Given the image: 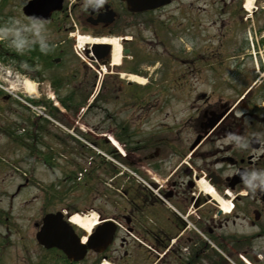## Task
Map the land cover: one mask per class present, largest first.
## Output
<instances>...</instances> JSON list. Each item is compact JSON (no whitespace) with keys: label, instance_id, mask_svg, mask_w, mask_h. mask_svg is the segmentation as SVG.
I'll use <instances>...</instances> for the list:
<instances>
[{"label":"flooded vegetation","instance_id":"flooded-vegetation-1","mask_svg":"<svg viewBox=\"0 0 264 264\" xmlns=\"http://www.w3.org/2000/svg\"><path fill=\"white\" fill-rule=\"evenodd\" d=\"M17 4H24L23 0H18ZM28 4H49L53 8H50V15L45 20L54 47L47 53H41L38 48L22 54L14 51L19 68L31 76L36 66L42 70H53L51 73L54 76L51 74L49 79H57L59 88L64 89L71 84L67 87L70 90L65 92L64 102L71 99L74 103H84L87 99L85 89H93L96 84V76L94 73L91 76L88 67L107 64L112 68L107 71V77L116 81L122 78L120 73L127 66L123 65L126 55H122L119 66L113 70L110 65L111 46L96 47V43L104 42L102 39L105 36L116 37L122 49L134 54V59L141 58L148 29L152 36L162 42L166 41L167 35L171 38L177 35L183 42H192L195 38L192 4H243V0H108L98 13L83 10L82 0H28ZM127 4L168 5L154 9H132ZM170 4H175L172 11L165 10ZM176 14L181 16L175 17ZM16 16L27 18L22 6ZM230 18L234 19L233 16ZM224 24L229 25L227 22ZM236 26L238 32L248 28L243 22L236 23ZM78 33L92 36V42L82 48L84 58L92 62L83 74L77 70V65L84 64L75 53ZM259 33V29L253 31L256 38L262 37ZM92 49L98 54L105 52L106 57L94 60L89 53ZM169 53L167 61L178 59L177 52ZM186 55L194 57L193 54ZM134 59L131 56L128 61ZM185 59V66L192 64L189 58ZM163 61V65L167 66L166 60ZM55 67L59 69L58 73H54ZM186 79H183V84H186ZM124 83L131 85L132 81ZM82 87L85 89L82 90ZM228 89L230 95L238 93L236 87L230 86ZM114 91L112 89L111 92ZM259 92L262 95L254 97L248 104L238 100V95L234 98L224 95L228 98H223L220 103L211 102L210 95L201 92L198 99L204 101L200 102L201 108L196 107L200 112L191 107L192 112L181 119L172 114V126L160 120V132L173 129L176 137L164 144L165 147L157 145L152 151L148 150L151 144H146L144 148L148 153L144 152L143 157L147 160L144 163L140 161L142 166L127 148H123V162L129 170L134 169L140 175L145 190L139 189L142 194H138V189L131 191L129 186L123 191L124 211L109 215L119 225L111 243H106L102 234L95 232L92 238L96 247L87 249L78 261L67 258L56 247H46L36 240L43 216L61 211V208H50V201L43 198L40 208L26 209L27 206H34L35 195L25 194L26 198L17 199L21 196L19 190L23 183L18 184L12 193L0 192V264H11V259L15 260L12 264H105V261L112 264H165L170 258L166 264H264V193H248L238 175H226L236 168H264V154L260 153L264 140L260 145H251L246 150L225 145L222 140L228 132L264 133V101L256 102L264 100V86ZM134 100L137 101L136 98ZM139 100V103L143 102ZM228 100L232 102L228 103ZM147 101L146 97L145 104ZM240 104L242 107L245 104L244 112L234 110ZM248 105L250 112H247ZM165 117L167 115H162V118ZM162 139L159 142L162 143ZM34 142L32 140V144L21 148L29 152L49 153L47 147ZM108 152L117 154L112 148ZM102 161L105 163V160ZM67 164L74 168L82 166L79 161L70 159ZM140 168L147 174L141 173ZM127 178L130 179L131 174ZM201 179L213 184L222 198H228L224 189L233 191L229 199L234 207L229 213L222 212L219 204L214 202L216 199L201 193L196 184ZM66 209L65 219L72 209L77 208ZM74 230L79 240L84 231L75 227ZM97 240H100L99 243H96Z\"/></svg>","mask_w":264,"mask_h":264},{"label":"rangeland","instance_id":"rangeland-1","mask_svg":"<svg viewBox=\"0 0 264 264\" xmlns=\"http://www.w3.org/2000/svg\"><path fill=\"white\" fill-rule=\"evenodd\" d=\"M17 1L3 0L2 3L0 0V23L17 17ZM243 3L246 4V0H243ZM174 5L165 10L172 11ZM191 8L195 18L194 33L201 34L198 35L202 38L201 41L194 39L195 41H189L185 46L186 43L177 35L172 38L167 35L166 41L162 42L152 36L151 30L148 29L143 56L134 59L136 56L129 54L124 57L126 59L123 64L127 65L125 71L142 72L140 77L143 81L148 80L147 84H122L123 78L114 81L107 77L106 72L102 73L103 68L100 70L102 83L93 92L95 94L98 90L96 97L88 99L92 88L82 87L87 98L84 103H74L71 99L64 102L65 92L70 90L67 87L71 84L64 89L54 88L50 80L43 81L37 77L38 73L43 76L52 74L53 77V70H42L36 66L34 76L29 77L26 72L20 70L14 58V51L5 42H0V192H13L17 184L23 183L27 177L28 184L21 188V196L17 197L22 199L27 197L25 194L35 195L34 206H27L26 209L40 208L43 198L49 197L47 200L50 201V208H77L71 212L91 208L100 215L109 217L115 211H124L125 198L122 193L127 187L130 186L131 191L138 189V194H142L139 189L143 192L145 190L141 182L143 179H135L133 176L127 178L126 170L129 167L122 160L124 149L127 148L142 166L140 161L144 163L147 160L143 157L144 152L148 153L144 148L146 144H151L148 150L152 151L155 146L162 144L165 147L164 144L175 139L173 129L160 132V120L172 126V114L181 119L183 115L192 112L191 107L200 112L196 107L201 108L200 102L204 100H199L198 95L204 91L210 95L211 102L216 103L228 98L225 96L231 94L228 89L230 86L236 87L238 93L233 92L234 95L229 97L238 95V100L246 99L244 101L247 104L254 97L261 96L258 91L264 83L253 81H264V39L261 40L264 38V0H257L254 4L252 0V8L249 11L243 8V4H192ZM178 15L181 16L176 14L175 17ZM231 16L234 19L230 18ZM197 22L199 24H196ZM226 22L229 25H225ZM239 22L249 27L247 33L252 34L258 43L252 35H247L246 47L235 45L236 42H244L242 37L236 36L240 33L236 26ZM258 29L259 35H262L260 38L253 34V31L257 32ZM84 44L79 42L76 45L79 54ZM169 51L179 54L176 61H167ZM186 54H193L194 57ZM131 56L134 60L128 61ZM185 57L191 60V65L185 66ZM112 59L113 57H110V64ZM163 59L166 60L167 66L163 65ZM77 66L79 74L85 73L88 67L84 64ZM105 67L107 71L112 69L107 64ZM112 67L115 70L117 66ZM236 69L240 72H231ZM58 71V68H54V73ZM88 71L92 76L96 69L88 67ZM147 73H150V76L146 79ZM94 75L98 77L97 74ZM184 78H187L184 81L186 84H183ZM26 82L32 84L33 88L27 86ZM182 85L185 86L182 88ZM74 86L78 87L77 84ZM188 86L190 87L187 88ZM252 88L253 95L248 94L245 98L246 90ZM112 89L115 91L111 92ZM135 92L137 101L134 100ZM146 97L148 101L145 104ZM139 99L143 102L139 103ZM262 101L264 100H256L257 103H263ZM231 102L228 100V103ZM87 105L90 108L86 109ZM244 106L245 104L243 107L240 104L234 110L244 112ZM250 111L248 105L247 112ZM162 115L167 117L162 118ZM35 129L37 139L44 131L42 144L50 151L45 164L41 158H37L34 164L30 165L29 158H32V155L21 148L35 140L29 138ZM101 134H108L117 139L118 144L124 148L123 152L111 141L106 142L107 135ZM160 139L162 143L159 142ZM111 148L117 154L108 152ZM69 159L79 161L87 169L83 166L73 168L67 164ZM102 160H105V163ZM90 170H93L94 177L86 182L84 177ZM139 170L144 175L147 174L143 168ZM131 171L140 176L134 169ZM78 176L81 179L78 180ZM203 192L202 189L201 193ZM230 192L232 196L233 191ZM198 237L201 238L199 235ZM170 260L171 258L167 261ZM10 261L11 264L15 262L14 259Z\"/></svg>","mask_w":264,"mask_h":264},{"label":"clouds","instance_id":"clouds-1","mask_svg":"<svg viewBox=\"0 0 264 264\" xmlns=\"http://www.w3.org/2000/svg\"><path fill=\"white\" fill-rule=\"evenodd\" d=\"M24 4L28 0H23ZM108 0H82V8L85 11L100 12ZM0 42H5L8 47L18 54H22L32 48H38L41 53H47L54 47L50 29L45 18L35 14L27 18L11 17L0 23ZM264 140V133L242 134L228 132L223 138V144L232 145L239 150H246L251 145H260ZM264 154V147L260 148ZM238 175L240 182L248 193H264V168H236L226 175Z\"/></svg>","mask_w":264,"mask_h":264},{"label":"water","instance_id":"water-1","mask_svg":"<svg viewBox=\"0 0 264 264\" xmlns=\"http://www.w3.org/2000/svg\"><path fill=\"white\" fill-rule=\"evenodd\" d=\"M160 4H143V7H152ZM26 5L24 9L32 10L34 6ZM29 13V10L27 11ZM104 228L102 227V234L110 236L113 231V226L110 221L105 222ZM93 236V235H92ZM91 236V237H92ZM37 239L47 246H57L61 248L69 258L79 259L82 257L85 249V244L78 245L75 237L72 235L71 227L62 219L60 213L48 214L44 218L41 229L37 232ZM87 244L94 245L91 239ZM83 246V247H81Z\"/></svg>","mask_w":264,"mask_h":264},{"label":"bare ground","instance_id":"bare-ground-1","mask_svg":"<svg viewBox=\"0 0 264 264\" xmlns=\"http://www.w3.org/2000/svg\"><path fill=\"white\" fill-rule=\"evenodd\" d=\"M246 2L247 3L245 4V7L248 10L251 9L252 8V0H246ZM79 40L81 43L85 42V41L87 42L88 38L87 37H80ZM105 42H108L110 45L113 46V52H112L113 59L112 60H113V63L114 62L118 63V61L121 57L120 43H119L118 39L114 38V39H110V40H105ZM131 77L137 79L138 81L144 80V79L139 78V77H134V76H131ZM26 84H27V86H30L31 89L33 88L32 84H30L29 82H26ZM110 139H111V142H113L116 146L120 147L118 142L113 137H110ZM198 183L201 185V187H203V189L207 193H209L210 195H213V196L215 195V191L213 190V187L210 184H208L206 181L200 180ZM219 202H220L221 206L223 207L224 211H228L229 204H227L223 201H220V200H219ZM92 215H93V218L91 217L90 219H87V218L86 219H84V218L79 219L82 215L75 213L70 217V219L74 222H79V224L82 226V228H84L86 231H88L94 225V221H96L95 220L96 215L95 214H92ZM83 240H85V237H83ZM105 264H112V263L105 261Z\"/></svg>","mask_w":264,"mask_h":264}]
</instances>
